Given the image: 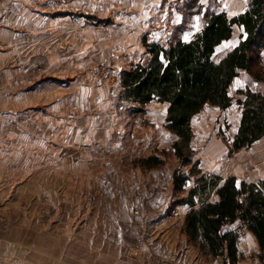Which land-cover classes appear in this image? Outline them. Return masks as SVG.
Instances as JSON below:
<instances>
[{
	"label": "rangeland",
	"instance_id": "374dc122",
	"mask_svg": "<svg viewBox=\"0 0 264 264\" xmlns=\"http://www.w3.org/2000/svg\"><path fill=\"white\" fill-rule=\"evenodd\" d=\"M189 2L158 0L155 5L156 1L130 0L127 18L120 15L88 17L96 26L97 42L93 39L94 35L84 31L83 26L81 48L72 49L69 45L61 47L60 51L64 53L66 60H59L60 67H54L58 74L51 71L44 77V55L41 57L40 54L44 52V48H33L31 55L28 49H18V60H0V90L20 91L23 88L25 91L19 94L24 95L29 92L27 89L35 90V81L38 84L45 81L49 93V98L44 102L39 100L33 108L17 113L15 118L0 114V136H16L14 147L18 156H26L33 164L34 160L44 158L45 170L49 169L45 166L56 163L58 155H65L66 158L80 155L86 160L81 163L82 168H77L80 163H71L68 172L70 175L59 182L61 185L64 183L65 190L59 191L57 187H51L53 192L44 191L42 202L33 197V205L28 209L33 217V264H40L41 260L42 264H58L59 256L64 257L66 262L72 261L80 255V250L88 251L87 247L94 244L104 247L106 243H110L82 240L78 236L80 233L114 235L120 233L122 228L128 229V232H132V229L137 232L135 243L126 246L131 257L132 249L138 246L141 239L147 240L145 248L150 244L152 218L161 214H179H175L176 206L179 200L188 195L196 176L188 182L186 191L176 192L174 172L179 169V172L188 175L191 165L182 166L172 150L176 135L166 127L167 105L154 101L145 107L144 113H134V105L120 100L118 78L123 71L146 59L144 38H149L150 41L162 38L164 44H167L176 33L189 40L203 27L206 12H227L229 16H235L246 11L251 0H197L200 12L193 21L189 20L186 25L188 28H185L187 14L182 7ZM32 3L33 9H39L40 0ZM12 8L4 7L3 10ZM242 34L243 31L236 27L233 38L218 48L217 59L223 58L238 45ZM93 43L96 47H93ZM5 51L0 49L2 53H6ZM30 57L32 60H20ZM9 70L12 71L8 73ZM248 89L264 93V50L261 52V62L250 72L241 71L235 79L230 89L233 98L230 108L206 105L192 121L194 158L199 161V168L203 173L223 177L237 174L240 178L251 179V173L245 165L241 163L236 167L234 160L240 154L248 159V152L252 147L231 152L243 112L238 100L243 98L241 92ZM55 94L58 96H54ZM0 99L4 98L0 95ZM11 121L15 127L10 130L8 122ZM151 155H159L164 160V165L154 169L140 166L139 160ZM95 158L102 160L95 164ZM94 170L98 174L100 172L97 177L102 191L100 193L90 188V183L94 181L90 173ZM77 173L79 175L76 176ZM53 179L54 177H50L44 182L55 186L57 183ZM157 180L161 182L170 204H167L166 199L162 201L164 197L160 200V195L158 199L152 198L151 201L147 197V202L143 204L146 206H142L140 203L143 202L144 194H141L136 203L138 208L131 210L134 217L132 223L107 226L93 221L96 217L110 213V209L100 202L103 203L104 196L111 195L110 190L114 188L115 191V185L136 184L147 187ZM76 184H79L80 189L76 188L74 191L70 185ZM134 200L137 201V198ZM95 203L99 207L95 208ZM1 217L6 219L9 216L2 213Z\"/></svg>",
	"mask_w": 264,
	"mask_h": 264
},
{
	"label": "crops",
	"instance_id": "0c3cea01",
	"mask_svg": "<svg viewBox=\"0 0 264 264\" xmlns=\"http://www.w3.org/2000/svg\"><path fill=\"white\" fill-rule=\"evenodd\" d=\"M33 1L35 0H0V49L6 50V53L0 52V60H18V49H28L31 55L33 48H44V52L42 51L44 54L40 53L41 57L44 55V77L51 71L58 74L57 68L54 67H60L59 60H66L64 53L60 51L61 47L64 45L67 47L69 45L72 49L82 47L80 38L83 26H85L84 31L94 35L93 39L97 42L95 37L96 26L88 17L120 15L122 18H127L130 9V0H40V7L37 6L39 9H33ZM137 1L144 2L145 0ZM147 1H156L155 5L158 4V0ZM29 2L32 4H28ZM4 7H11L12 9L3 10ZM76 17L78 18L74 20ZM152 41L164 44L162 38ZM93 47H96L95 43H93ZM20 60H32V57ZM24 65L27 66V63ZM10 71L12 70H9L8 73ZM119 80L120 78H118V83ZM46 84L45 81L40 84L35 81L33 83L36 86L35 90L27 89L29 92H25L24 95L19 94L25 91L23 88L20 91L1 89L0 95L4 99H0L2 101L0 114L15 118L17 113L33 108L39 100L44 102L49 98ZM54 96H58V94ZM8 126L11 130L15 124L11 121L8 122ZM16 139V136H11V134L7 137L0 136V264H33V217L32 212L28 211L33 205V197L42 202L44 191L53 192L51 187H57L59 191L65 190L64 183L63 185L59 184L60 179L64 180L65 176L70 175L68 172L72 164L80 163L77 168H82L81 163L86 160L80 155L67 158L65 155H58L55 159L56 163L45 166V168L49 167L48 170H45L44 158L34 160L35 164H33V161H30L26 156L22 154L18 156L16 147H14L17 142ZM240 155L234 160V164L239 167V164L243 163L251 173V179L240 178L237 174L221 177L226 179L229 176H236L239 181L245 180L254 183L264 181V140L261 139L249 149L248 159L243 157L244 154ZM97 158L93 159V163H100L102 158ZM90 174L94 179L90 183V188H93L96 193L102 192L97 183L100 172L98 174V171L94 170ZM77 175L79 174L77 173ZM50 177H54L55 180H53L57 185L45 184L44 180ZM155 182L152 185L148 184L147 187L136 184L130 186L115 185L117 187L115 191L114 188L110 190L111 195L104 196L103 203L100 202L101 205L110 209V213L106 214L107 216L96 217L93 221H97L96 224L107 226L132 223L134 217L131 210L138 206L136 204L138 196L144 194L143 202L140 203L142 206H146L143 204L147 202V197L149 198L148 201H151L152 198L158 199L161 195L160 200L164 197L163 202L167 198L161 182L159 180ZM70 186L74 188V191L76 188L77 190L80 189L79 184ZM135 198L137 201L134 200ZM166 202L170 204L168 199ZM93 206L99 207L96 203ZM167 207L170 206L167 205ZM190 209L191 207L188 205L178 204L175 210V214L179 213L178 215L164 216L161 214L152 218L153 227L149 234L150 244L139 259L131 258L128 254V248H126L128 244L135 243L137 232L134 229L131 230L132 232H128V229L122 228L120 233L114 235L80 233L78 236L82 240H102L110 243H106L104 247L94 244L90 248L87 247L88 251L80 250V255L72 261L66 262L64 257L60 258L59 256L58 264L70 262L72 264H223V262L230 264L226 263L223 258H214L205 254L198 244L190 240L184 231L185 217ZM124 210H128V212L125 213ZM2 213L9 217L2 219ZM91 220L92 218H90ZM114 236H116L115 240L113 239ZM111 242L115 243L112 244ZM239 255L238 264H264L259 242L247 228L242 229L239 239ZM46 263L48 264V262ZM40 264H42V260Z\"/></svg>",
	"mask_w": 264,
	"mask_h": 264
},
{
	"label": "trees",
	"instance_id": "16d2710c",
	"mask_svg": "<svg viewBox=\"0 0 264 264\" xmlns=\"http://www.w3.org/2000/svg\"><path fill=\"white\" fill-rule=\"evenodd\" d=\"M188 22L200 12L197 0H189ZM200 31L189 40L173 35L167 44L144 38L146 59L125 70L120 76V100L134 105V113L157 101L167 105V129L176 135L172 145L186 175L177 169L173 174L176 192L186 191L196 176L194 186L179 204L191 207L184 231L200 249L226 263L238 264L239 239L243 228L257 238L264 257V181H239L236 176L224 179L203 173L195 161L192 121L206 105L228 109L233 104L230 89L241 71L250 72L261 62L264 50V0H251L246 11L235 16L227 12H206ZM238 27L241 41L223 58L217 50L230 41ZM188 30V29H186ZM238 104L243 107L241 122L232 142L231 152L252 147L264 138V93L252 89L241 92ZM140 166L154 169L164 165L159 155L139 160Z\"/></svg>",
	"mask_w": 264,
	"mask_h": 264
},
{
	"label": "built area",
	"instance_id": "2783aa9c",
	"mask_svg": "<svg viewBox=\"0 0 264 264\" xmlns=\"http://www.w3.org/2000/svg\"><path fill=\"white\" fill-rule=\"evenodd\" d=\"M147 244V240L146 239H141V241L139 242L138 246L134 249H132L131 251V257L134 259H139L143 256L144 254V250H145V246ZM223 264H225L223 262Z\"/></svg>",
	"mask_w": 264,
	"mask_h": 264
}]
</instances>
